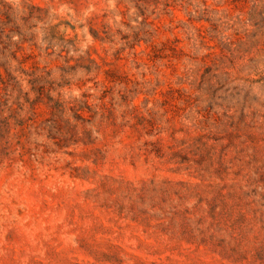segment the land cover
<instances>
[{
    "label": "rangeland",
    "instance_id": "rangeland-1",
    "mask_svg": "<svg viewBox=\"0 0 264 264\" xmlns=\"http://www.w3.org/2000/svg\"><path fill=\"white\" fill-rule=\"evenodd\" d=\"M0 264H264V0H0Z\"/></svg>",
    "mask_w": 264,
    "mask_h": 264
}]
</instances>
